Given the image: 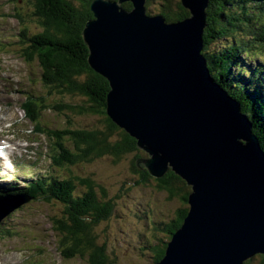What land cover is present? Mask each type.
<instances>
[{"label":"water","instance_id":"95a60500","mask_svg":"<svg viewBox=\"0 0 264 264\" xmlns=\"http://www.w3.org/2000/svg\"><path fill=\"white\" fill-rule=\"evenodd\" d=\"M121 1L133 2L132 11L94 0L83 38L89 64L110 86L108 116L138 140L153 178L171 170L188 187L187 216L156 264H243L264 256V152L201 54L198 22L208 0H183L190 16L174 23L148 16L146 0ZM5 204L18 207L0 201V223Z\"/></svg>","mask_w":264,"mask_h":264},{"label":"trees","instance_id":"16d2710c","mask_svg":"<svg viewBox=\"0 0 264 264\" xmlns=\"http://www.w3.org/2000/svg\"><path fill=\"white\" fill-rule=\"evenodd\" d=\"M30 1L36 10L33 15L41 20L42 32L26 38L28 32L24 29L20 35V38L25 36V42L20 43L23 45V56L39 60L45 69L42 72L45 73L42 78L44 87H51L55 90L54 94H65L74 99L82 97L89 104L79 105L73 102L75 100L67 103L65 98L62 101L63 97H60L49 102L50 108L67 109L74 116L97 115L104 130L80 129L77 126L79 123L76 124L78 129L73 132L64 130L63 133L70 137L67 142L72 143L74 150L68 149L66 144L61 145L64 154L57 155L54 161L59 167L68 168V174L56 177L46 175L43 180H34L29 189L23 190V194L31 199L29 205H49L55 211L58 219L54 216L49 218L57 236L66 245L64 250L68 256H89L90 264H113L116 258H110L108 254L109 244L112 243L109 231L112 218L119 216L115 210V198H119L123 191L117 189L111 192L106 176L99 178L100 174L88 171V175L82 177L70 169L81 164H93L105 157L117 162L135 153L129 171L132 177L135 176L133 182L124 180L125 184V181L130 182L129 188L155 183L156 188L165 191L168 198L185 192L182 199L186 205L188 187L171 170L162 178L155 179L145 167L140 168L137 163L148 159L147 153L138 147V140L120 129L108 116L110 86L89 64L90 52L82 37L87 21L94 20L90 10L94 0H81L83 8H76L68 0ZM156 4L158 12L153 13L150 9ZM122 8L128 12L133 9L131 3H124ZM145 8L148 16L162 15L168 23L183 21L190 16L179 0H147ZM205 13L207 26L201 54L207 61L213 81L240 104L251 123L253 135L264 151V0H208ZM29 92L25 94L31 101L45 96L40 99L39 95L35 94V97ZM25 107L29 116V107ZM30 108L33 109L31 116L35 117L34 120H39L36 117L50 109L37 105H30ZM54 167H57L56 163ZM23 205H19V209ZM187 212V209L179 210L176 219L165 225L169 240L171 234L182 226ZM102 225L107 226L106 230H100ZM13 226L8 228L13 229ZM7 233L12 235L14 232ZM166 247L167 243L153 247L155 264L164 257ZM260 258L263 264L264 256Z\"/></svg>","mask_w":264,"mask_h":264},{"label":"rangeland","instance_id":"374dc122","mask_svg":"<svg viewBox=\"0 0 264 264\" xmlns=\"http://www.w3.org/2000/svg\"><path fill=\"white\" fill-rule=\"evenodd\" d=\"M68 1L76 8H83L84 6L81 0ZM179 1L184 8L182 5L183 0ZM116 2L121 7L124 3H131L132 8L134 5L130 1L116 0ZM160 2L158 1V3ZM9 3L10 5H8V2L7 5L0 3V13H2L0 15L4 18L0 23V36L2 37L0 41H5L4 44L6 45L9 44L0 52V120L12 125L10 133L16 129L19 135L27 141L39 142L43 145L41 151L45 154L37 167L34 168L33 166L34 169L29 167L32 171H48L47 174L55 175L68 174V168H61L54 161L57 155L63 153L60 150L62 149L61 145L66 144L67 148L70 147L71 150H74L72 143L67 142L70 140L69 135H66L63 131L70 130L73 132V130L78 129L77 126L80 129L83 127L85 129L104 130V125L97 115L93 117L90 115L74 116L67 109L52 110L50 108L51 104L49 102L60 97H63L61 98L62 101L65 98L67 103L75 100L73 102L79 105L89 106V104L84 102L82 97L74 99L72 96L65 94H54L55 90L51 87L43 86L44 81L42 78L45 73L42 72H45V69L41 66L39 60H31V58L23 56V45H20L21 41L25 39V36L20 38L21 33H24V29L28 32L26 38H30L32 34L38 35L42 32L41 20L33 15L36 10L30 0L25 2L9 0ZM157 5L152 6L153 13L158 12ZM203 7H205L204 4L198 5V17L203 12ZM18 16L23 22L20 21ZM159 16L163 17L162 15ZM163 18L165 19V17ZM205 29L206 25L202 31ZM85 32L86 30H83L82 37H84ZM202 40L204 47L203 35ZM0 48L2 49V47ZM231 68L233 70L234 67L231 66ZM46 88L51 90L48 91ZM220 88L222 87L220 86ZM28 92L35 97V94L39 95L40 99L42 95L45 96L41 100L31 101L26 94H20ZM225 94L231 101H235L233 95L228 91ZM231 101L230 103L233 104ZM25 105L29 107V116L25 114L27 109ZM30 105L49 107L50 109L42 112L40 116L38 115L36 118L39 120H34L35 117L32 118L31 116L33 115V109L30 108ZM22 119L27 121L25 126L22 125ZM78 123L80 125L76 126ZM122 130L128 134L126 129ZM117 136L118 134L115 138ZM29 138L30 140H28ZM256 139L258 140L257 137ZM48 145L53 149H48ZM257 145L262 149L259 140ZM17 153L22 154L23 152ZM134 154L122 157L117 162H114L111 157H105L93 164H81L70 169L76 175L82 177L87 176L88 171H92L94 175L96 173L100 174L99 178L106 176L111 192L117 189L123 191L119 198H115V210L117 209L116 212L119 216L112 218L111 230H108L112 240L111 245L109 244L108 247V254L110 258L113 257L117 260L113 264H155L153 247L163 244L165 246L176 234V232L172 233L169 240L170 235L165 230V225L176 219L179 210H188V205H185L182 199L185 192L179 196L168 198L165 191L161 192L156 188L155 183L146 187L129 188L128 184L132 183L135 177L134 175L132 177L129 173ZM261 160L264 163V158H261ZM143 161L141 160L137 164L140 167L142 165L145 167ZM54 163L57 164V167H54ZM90 167L91 169H89ZM40 173L45 174L44 172ZM21 174V178L28 176L27 171H22ZM124 180L130 182L125 181V184ZM126 189L128 191H125ZM21 197L25 198V195H20L19 198ZM10 213L11 211L7 213V216L3 218L5 220H2L0 224V264H90L89 256H68L64 250L66 245L63 244L60 236H57L56 230L52 227L49 216H54L56 219L58 217L51 206L29 205L28 203L25 208L14 212L11 216H9ZM12 224L14 230L8 228ZM106 227L102 225L100 230L104 231ZM7 231H13L14 233L11 235ZM46 251L49 257L46 256ZM243 264H262V261L258 255Z\"/></svg>","mask_w":264,"mask_h":264},{"label":"bare ground","instance_id":"6f19581e","mask_svg":"<svg viewBox=\"0 0 264 264\" xmlns=\"http://www.w3.org/2000/svg\"><path fill=\"white\" fill-rule=\"evenodd\" d=\"M7 2H8V5H10V3H9V0H5V1H3V0H0V3L1 4H4V5H7ZM198 24H199V26H198V29H201V25H202V28L203 27H205V25L207 26V15H206V13H205V19H204V21H203V18H202V21H201V24H200V22H198ZM204 32H205V30L204 31H202V33H203V36H204ZM206 61V60H205ZM206 66H207V68H208V64H207V61H206ZM208 70H209V68H208ZM210 71V70H209ZM220 86V85H219ZM222 89V92L223 93H225L226 91L223 89V88H221ZM20 94H25V93H20ZM32 94V93H31ZM27 95V94H26ZM236 101V100H235ZM237 102V101H236ZM238 103V102H237ZM239 104V103H238ZM22 106V104L20 105V107ZM25 114H26V112H25ZM240 114H242V115H244V116H246L243 112H242V108L240 107ZM30 119V118H29ZM31 120V119H30ZM32 121V120H31ZM27 123V121H24L23 119H22V125L23 126H25V124ZM33 125V124H32ZM10 138L14 141V142H16L18 145H21L22 146V148H21V151L24 153V148H23V146L24 145H27L28 144V141L24 138V137H22L21 135H19V133L17 132V130L15 129V130H13L12 131V133H10ZM24 136V135H23ZM33 142V141H32ZM33 145L38 149V150H41L42 149V147H41V145L39 144V142H33ZM48 149H50V150H52L53 148L52 147H49V145H48ZM4 156L5 157H7V154L4 152ZM54 160H55V158H54ZM140 167V166H139ZM140 168H143V165H142V167H140ZM147 170V169H146ZM50 177L52 176V177H56V175L55 174H48ZM182 179V178H181ZM184 181V180H183ZM185 182V181H184ZM187 185V184H186ZM23 201V200H22ZM18 202H21V201H18ZM188 204V203H187ZM13 208L9 205V204H7V213L9 212V211H11ZM183 225V224H182ZM182 227V226H181ZM180 227V228H181ZM179 230V229H178ZM39 255V254H38ZM47 255H49V254H47V251H46V256ZM47 257H49V256H47Z\"/></svg>","mask_w":264,"mask_h":264},{"label":"clouds","instance_id":"9594fccd","mask_svg":"<svg viewBox=\"0 0 264 264\" xmlns=\"http://www.w3.org/2000/svg\"><path fill=\"white\" fill-rule=\"evenodd\" d=\"M6 147H9V146L6 145V144H4V143H0V157H3L4 156L3 149L6 148Z\"/></svg>","mask_w":264,"mask_h":264}]
</instances>
